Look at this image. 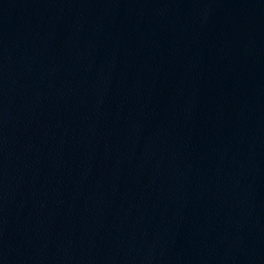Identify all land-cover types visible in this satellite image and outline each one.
<instances>
[{
    "label": "water",
    "instance_id": "95a60500",
    "mask_svg": "<svg viewBox=\"0 0 264 264\" xmlns=\"http://www.w3.org/2000/svg\"><path fill=\"white\" fill-rule=\"evenodd\" d=\"M0 264H264V0H0Z\"/></svg>",
    "mask_w": 264,
    "mask_h": 264
}]
</instances>
